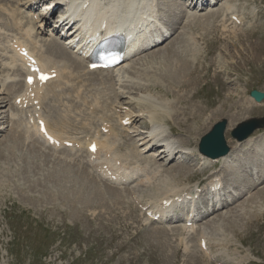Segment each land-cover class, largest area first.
<instances>
[{"label": "rangeland", "instance_id": "374dc122", "mask_svg": "<svg viewBox=\"0 0 264 264\" xmlns=\"http://www.w3.org/2000/svg\"><path fill=\"white\" fill-rule=\"evenodd\" d=\"M173 1L179 4L178 0H159L158 6L163 15V21L168 22L166 27L169 30L173 29L174 35L158 47L159 49L145 52L141 57L145 64L143 67L138 66V68L144 70L147 75L149 73L155 75L154 73L161 72L158 70H169L173 63L188 61L190 68L187 72H191L192 80L189 77L191 84L181 86L178 80L173 81L176 82L174 84L165 78L156 82L153 79L148 83L145 80L140 81L141 84L143 83L142 85L139 81V85L124 82L122 85L125 86L124 91L126 94L132 93L133 95L141 92L142 94L150 93L156 98H160V101L171 98L175 112L172 117L167 118L170 127L167 126L166 135L171 136L181 144L190 142V146L196 147L198 150L202 137L207 135L216 124L226 121V141L230 148L234 147L238 142L231 136L234 129L252 120H262L264 123L263 107L260 111H254L250 114H245L242 110V107H246L250 111L258 107L254 103H246L252 91L264 93V0H227L235 5L234 11L240 16L241 25L234 24L229 15L225 18L218 17L207 20L206 15L209 12H222L225 0L216 7L210 6L208 0L206 2L208 4H205V8L202 10L201 5L195 3L194 7L184 6L186 9L175 12L171 10L174 7L172 6L173 3H175ZM14 2L15 0H0V28L5 24L10 25V29L4 30L2 28L0 30V57L2 55L0 58V84L5 82V88L14 84L20 86L22 83L19 81L18 73H16L19 68L15 70L17 66H12L11 60L8 59L9 53L6 47H9V41H3L6 34L8 36L13 35L17 30L11 12ZM23 2L24 0H22ZM43 7L44 5H40L35 10V18L41 15L39 13ZM59 10L61 7L58 8L56 14L60 12ZM175 13H180V15L178 14L177 17ZM193 15H196L197 18L192 17ZM53 18L55 15L48 22V25L46 24V29L50 32L53 26ZM27 22L28 20H26ZM60 32L57 33V37L61 35ZM171 47H175L173 49L178 56H175L174 52V54H170ZM42 48V51H46L45 47ZM160 51L163 53L160 57L153 59V61H150L149 58L150 62L145 60L147 56ZM6 61L11 64V68H8L10 71L6 68ZM159 61H165V65L161 66ZM113 74L116 78L121 76L118 73ZM106 76L105 74L104 77ZM99 77L98 75L93 77L94 80L97 78L96 83L101 82L98 81L101 79ZM141 78L144 79V77ZM90 79L92 80V77ZM98 84L96 85L97 88L96 86L90 87L89 92L92 91L91 93H86L87 97L92 93L94 94H92L93 97L90 96L92 100L90 97L88 98L89 102L93 104L92 102L96 101L97 104L98 99H100L101 102L104 100L103 103L109 101L105 105L112 104L115 100L116 90L121 84L117 82V79L112 87L111 83H109L110 86L105 84L104 86L100 85V87ZM5 96L7 94L0 99ZM61 97L65 99L64 95ZM49 98L45 104L47 105L45 111L49 116L55 120L56 117L54 118V116H59L60 113L63 117L69 115V102L66 104L67 101L64 100L63 102L61 98L56 101H53L52 97ZM8 99L13 102V97ZM61 101L66 105L64 106ZM102 104L98 106H102ZM105 105L103 104V107ZM50 106L57 108L52 112L49 109ZM196 110L206 111L205 117L204 114L202 116L205 123L202 128L197 130V132L199 131L198 134L191 135L187 132L188 125L186 126L182 122L194 114ZM232 115L237 116L238 120L230 125L229 119ZM81 118L83 117L81 116ZM73 119L74 117L71 116L70 120ZM196 122L197 124H195ZM192 123L193 127L202 125L201 120L200 122L197 120L190 122L189 125L192 126ZM76 124L77 126L74 128L79 129L81 125ZM6 126L8 125L6 124L2 128ZM137 126L143 131L147 127V121L140 119ZM69 132L75 134L77 130L71 131L70 129ZM5 136L6 134L1 132L0 141H3ZM83 136L85 134L78 135L77 138ZM122 136H124L123 140H126V134ZM253 136L261 143L259 146L261 147L264 143V128L257 130ZM9 145H7L9 148L0 145V264H264V193L261 196L263 199L258 198L262 203H255L257 204L255 205L250 201L254 200V195L264 189V185L244 196L230 208L237 207V211H239L243 207L244 210L239 212L238 218L225 222L218 221L220 218L216 214L217 218L214 219L216 222L212 221L213 217L198 222L197 228H208L210 240L208 249H202L200 247L201 241L196 232L186 234L182 231V227H184V222H181V220L184 221L182 215L189 211V206L186 208L178 207L174 210L173 214L178 216L179 222H175V220L163 223L153 221L146 218L145 213L136 204L134 205L133 200V203H129L128 200L122 201L121 198V201L117 202L116 198L107 192V186L104 182L103 184L101 181L97 183L92 175L89 177L90 179L88 174L84 176L85 165L81 167L82 170L78 169V173L75 170L77 162H71L72 168L65 165L62 167L59 160L55 161L47 156L43 158L42 154H30L26 147H23L24 151L20 148L14 150V144ZM127 145L129 144L125 143L121 149V151L124 150L122 152L128 149L126 148ZM132 150L135 151L134 148ZM67 155L68 153L65 155L61 153L59 157L64 158ZM144 157L151 158L152 155L147 154ZM174 158L175 160L166 167L165 172L155 175V178L150 173L152 176L147 177V180L152 178V181L145 187H138L135 190L136 195L138 197L142 195L141 200L145 204L152 199V196L170 190L172 186L173 189L185 188L186 192H192L191 194H195L194 188L199 186L198 193L201 196L198 200L200 207L198 213H201L199 215V220H201L203 213L207 210L205 198L209 196L206 194L207 192L201 191L212 177L224 176L225 172L221 171V164L208 167L198 157H188L183 161L177 154ZM68 161L70 160L68 159ZM178 165L185 168L184 173H181L179 177L174 172ZM259 166L264 171L263 161L259 162ZM73 169L74 171H72ZM242 174L244 175V173ZM229 178L231 179L227 176L224 179L228 184L226 183L227 189L221 193L222 200H231L228 197H231L232 193L236 191L230 187L233 181H229L231 182L229 184ZM91 180L96 183L93 181L94 185H92ZM232 186L235 188V183ZM244 189L246 188H243L245 192L247 189ZM99 194L103 196L101 197ZM103 198L106 201H101V199L104 200ZM119 202L120 204H118ZM226 212L225 210L223 214Z\"/></svg>", "mask_w": 264, "mask_h": 264}, {"label": "bare ground", "instance_id": "6f19581e", "mask_svg": "<svg viewBox=\"0 0 264 264\" xmlns=\"http://www.w3.org/2000/svg\"><path fill=\"white\" fill-rule=\"evenodd\" d=\"M178 1L179 4L173 1L175 2L172 5L174 7H172L171 9L173 10V12L177 10L182 11V9L186 7V4L188 5L190 3V1L188 0ZM209 1L210 6L216 7L224 0ZM24 2L22 3V0H15L11 8V12L12 18L14 20V25L16 26L17 30L13 35L8 36L6 34V37L3 39V41H9L10 46L6 47L9 53L8 59L11 60L10 63L12 64V66H17L15 67V70L19 68V71H17L16 73H18L19 81L22 83H20V86H18L19 84H14L13 86H8L6 88L5 82H2L0 84V97L7 94V96L0 99V116H2L0 118V121H2V123H0V133L4 132V134H6L4 140L0 141V145L5 148L8 147L7 145L9 144H14V150L16 148H20V150L22 151L25 150L23 147H26L27 151L30 154H42L43 158L47 156L49 157V159L53 158L55 161L59 160V163L62 164V167L63 165H65L66 167L72 168L71 162H77V165H75L77 169L75 168V170L78 173V169L82 170L81 167H84L85 165L86 169L83 168L85 169L84 176H87L88 174L89 178L92 175L95 179L93 177L92 178L97 181V183L98 181H101L102 184L104 182V184L107 186V192H109L110 195L114 196L117 202L121 201V198L123 199L122 201H125L126 199V201L128 200L129 203L134 202V205L136 204L138 208L140 206L142 210L146 209V213L151 215L152 217L159 216V222L162 223L165 221L170 222L173 220H175V222H179L177 220L178 216H175V214H173L174 210L178 207L186 208L189 206L190 210L182 215L184 216V221L181 220V222H184L182 231L186 234H194L196 232L201 243H206L207 246L210 245V240L208 238L209 235L207 232L208 228H197L198 222H202L203 220H207L212 217V221H214L215 218L219 217L220 219L218 221L224 222L239 217L237 215L239 214V212L244 210L243 207L239 211H237V207L234 209L230 208L238 203L244 196H246L247 194H251L253 190L264 185V171L263 168L259 166L260 161L264 162V143L262 145L263 148L262 146L259 147L261 143L257 141V138L255 136H253L246 141L236 142L235 146H232L230 148V153L228 156L218 160L209 159L199 153L196 147L192 148L190 146V142L181 144L176 139H173L166 135V128L167 126H169V123H167V118L172 117L173 113L175 112L174 103L171 98L161 99L164 101H160V98H156L150 93L142 94L141 92L140 94L142 95L125 93V86H122L124 82L139 85L140 81L142 82L145 80V82L148 83L153 79L156 82L161 81L165 78L172 83H174L173 81L178 80L181 86H186L190 83V80H192V75L190 74L191 72H187V70L190 68V62L188 61H181L178 64L173 63L171 64L169 70H158L161 72L154 73L155 75H151L150 73L149 75H147L144 70L142 71V69L140 70L138 68V66L141 65L143 67V65L145 64L141 59L142 55L145 52L154 50L162 46L168 39H170L174 35L172 33L173 29L169 30L166 27V24L168 22L166 20L163 21V15L160 12V8L158 6L159 0H24ZM45 4L46 6L41 10V15L39 16V18L36 17L34 19V16L36 15L35 10L40 5ZM52 4L53 9L49 10ZM205 4L206 0H203L201 4V10L205 8ZM192 5H195L193 1L188 7H191ZM58 6H63L65 13H70L68 23L73 21L75 17L79 18L77 22L97 20L106 25L115 23L118 20L136 18L140 28L142 29L140 31L147 30L149 32V36H143L140 41L128 48L126 60L117 69L91 71L88 66L89 64L85 62L84 58L69 47V45L74 43L77 37L81 35V24L78 23L69 28V38H67V40L65 41L60 40V36L57 37V33L58 31H61L63 33L64 29L68 26V23L62 24L59 30L56 29V26H54L55 30L54 27H51V32L46 29V24L48 25L50 17H52V15L55 13ZM222 9L223 10L221 13H217L214 11L209 12L206 15L207 20L215 19L218 17L225 18L227 15H229L231 19H235V21L241 23V21L239 20L240 17L234 11L235 5L233 3L225 0ZM178 14L180 15V13ZM178 14L175 13L177 17ZM192 17L197 18L196 15H193ZM26 20H28L27 23ZM2 28H4V30L10 29V25L5 24L0 28V30H2ZM110 31V29L106 28L105 32ZM45 37H47L48 39H46ZM15 46L28 48L29 51L38 58L41 68L45 71H49L50 74L57 73V77L54 80H51L42 85L38 84L37 82L33 85H28L26 83V80L28 78L27 69L24 67V60L15 51ZM42 47H45L46 51H42ZM173 48L175 47L170 48V54L175 53V50ZM161 54H163L162 51L153 53L147 56V59L145 60L147 62L153 61V59L160 57ZM174 55L176 56L177 53H175ZM0 58H2V55ZM167 58H165V61H167ZM164 62L159 61L158 63L163 66L165 65ZM10 63L6 61L7 69L11 68ZM113 73H118V75H121L117 78V82L121 85L119 88L117 87L118 90H116L117 93H115V100L113 99L114 102L110 105H105L109 101H105L106 103H103L104 100H102L101 102L100 99H98V101H100L101 103H98L97 101L96 104L95 101L92 102L93 104H91L88 98L93 93L89 95V97H87L86 93H91L92 89L90 90L91 92H89L90 87L92 88L99 83H96L95 80H97V78L94 80L93 77L96 75H98V77H101L102 80L98 79V81H101L98 84L99 87L100 85H109V83H111L112 87V84L116 82V76H114ZM105 74L107 75L106 77H104ZM90 77H92V80L90 79ZM141 77H144V79H142ZM141 82L140 85L143 84H141ZM94 91L96 90L94 89ZM61 95H64L65 99H63ZM10 97H13V102L11 101V99H8ZM49 97H52L51 99H53V101L61 98L63 102L64 100L65 102L67 101L66 104L69 102V107L67 106L69 109H65H68V113L70 116L68 115V117L64 115L65 117H63L60 112L59 116L61 117H59L58 115V117L54 116V118L56 117L55 120L52 116H49L47 111H45L47 107V105L45 104L46 101H49ZM18 99H20L19 103H17ZM90 100H92L91 97ZM102 103L105 105L104 107ZM246 103H254L258 107L253 108L251 111L246 107H242V110L245 112V114H250L254 111H260L262 107L264 108V106H262L264 105V102L262 104H257L250 96L249 98H247ZM66 104L63 103L64 106ZM99 104H102V106H98ZM55 108L57 107L50 106L49 109L53 112ZM203 114L205 117L206 111L200 112V110H196L194 114H191L190 116L188 115L189 117L187 119H184L182 123L186 124V126L188 125L187 132L189 134H198L199 131L197 132V130L204 126L205 121H203L204 119H202ZM71 116L74 117V121L70 120ZM81 116L83 118H81ZM140 119H145L147 121V127L145 128V130H143L144 132L142 131V128H139L137 126V122L140 121ZM40 120H43L46 123L48 132L52 134L57 141L60 142L59 146L50 145L41 137V135L37 131V122ZM196 120L198 122H200L201 120L202 125H196V127H193V123L191 124L192 126L189 125L190 122ZM237 120L238 117L232 115L230 116L229 124L233 125ZM124 122H129V126H124ZM76 123L81 125V127L79 126L80 128L78 127L79 129L74 128L77 126ZM6 124L8 126L2 128ZM195 124H197V122ZM70 129L71 131L77 130V133L73 134V132H69ZM104 131H107V133H104ZM83 134H85V136L77 138L78 135ZM124 134H126V140H123L124 136L122 135ZM172 134L174 133L172 132ZM82 138L84 139L82 140ZM79 139H81V141H79ZM65 141L72 142L74 144L73 148H66L64 146ZM125 143L129 144L126 146V148L128 149H125L126 151L122 152L124 150L121 151V149L123 148ZM92 144H95L97 146V150L95 153H90L88 151L89 147ZM132 148H134L135 151H133ZM61 153H63L64 155L68 153V155L73 157H70L68 155L66 156L67 158L59 157V154ZM147 154H151L152 157H144V155ZM177 154H179L180 159L183 161H185L188 157H198L200 161H203L204 165H207L208 167L215 164H221V171L225 172L224 176L231 177V179L229 178L230 180H228V182L233 181L232 184L231 182H229V184H231L230 187L236 190L234 191V193H232L231 197H228L231 198V200H222L221 193L225 191V189H227V182L224 180V176L216 175L212 177L207 186L204 187L203 191H201H205L207 192L206 194L209 195L207 198H205L207 210L203 213V217L201 220H199V215L201 213H198L200 209V207L198 206V200L201 195L198 196L197 200L195 199V196L198 195L199 186H195V189L197 190V193L195 194H191L189 191V193L186 192L185 188L173 189L172 186V189L170 188V190H167L165 192L163 191V193L160 192L161 194L152 196V199L150 201L143 204L141 200L142 195L140 194L141 196L138 197L135 190L138 187H145V185H148V183L152 181V178L151 180H149L152 175V177H154L159 173L165 172L166 167L170 165L173 160H175V158L173 159V157ZM5 156L7 157V155ZM77 157H79V159H77ZM68 159L70 161H68ZM177 167L178 168H175L174 172L179 177L181 173H184L185 168H181L180 165H178ZM72 171H74V169ZM242 173H244V175ZM147 177H149L148 180ZM94 180H91L90 182L92 183ZM94 182L92 183V185H94ZM234 183L236 185L235 188L232 186L234 185ZM243 188H246L247 190L244 189L246 190L244 192ZM263 193L264 189L259 191L258 194L254 195V200H250L251 203H262L258 200V198L263 199L261 197ZM102 194L104 195V192ZM97 196L98 194L96 195V197ZM101 201L106 200L101 199ZM118 204H120V202ZM255 207L256 206H254V208ZM225 210L227 212L223 214ZM77 211L79 210L77 209ZM219 213H221V215H219ZM189 220H192V226L190 228L186 226Z\"/></svg>", "mask_w": 264, "mask_h": 264}, {"label": "water", "instance_id": "95a60500", "mask_svg": "<svg viewBox=\"0 0 264 264\" xmlns=\"http://www.w3.org/2000/svg\"><path fill=\"white\" fill-rule=\"evenodd\" d=\"M251 96L257 102H261L264 99V94L259 93L257 91L252 92ZM263 127H264V123H262V120L259 121L253 120L249 123H245L239 126L232 133V136L238 141H244L250 135H252V133L255 130ZM225 130H226V122H222L217 126H215L213 131L202 139L200 145V152L212 159H217L227 155L229 152V148L225 140V135H224Z\"/></svg>", "mask_w": 264, "mask_h": 264}, {"label": "snow or ice", "instance_id": "6c2138e0", "mask_svg": "<svg viewBox=\"0 0 264 264\" xmlns=\"http://www.w3.org/2000/svg\"><path fill=\"white\" fill-rule=\"evenodd\" d=\"M40 79L43 81V80H46V79H48V77H47V76H45V75H41V76H40ZM29 83H32V80H31V78L29 79ZM93 150H95V149H93Z\"/></svg>", "mask_w": 264, "mask_h": 264}]
</instances>
